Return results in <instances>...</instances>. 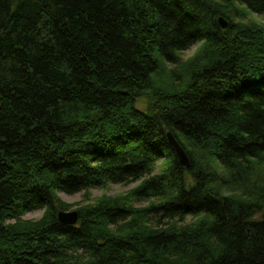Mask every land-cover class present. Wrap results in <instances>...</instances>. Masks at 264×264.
<instances>
[{"label": "trees", "instance_id": "obj_1", "mask_svg": "<svg viewBox=\"0 0 264 264\" xmlns=\"http://www.w3.org/2000/svg\"><path fill=\"white\" fill-rule=\"evenodd\" d=\"M246 12L264 0H0V264H264V26ZM135 183L58 221L60 193Z\"/></svg>", "mask_w": 264, "mask_h": 264}, {"label": "rangeland", "instance_id": "obj_2", "mask_svg": "<svg viewBox=\"0 0 264 264\" xmlns=\"http://www.w3.org/2000/svg\"><path fill=\"white\" fill-rule=\"evenodd\" d=\"M244 22L246 23H259L262 26H264V18L255 15L251 12H246L244 14ZM200 45H196L193 48H191L188 51H185L184 53L181 54V61L185 62L189 59H191L192 57L195 56L196 52L199 50ZM147 107V102L145 100H140L137 104V108L139 110L144 111ZM157 173H159V171H157ZM139 185V183H135V184H131L129 186H125V185H119V184H111L109 185L107 188H97V189H93L91 191H89L88 193H80L77 195H73V196H69V195H65V194H58L59 198L66 204L68 205H72V208L69 210V212L72 211H77L80 207L82 206H86V205H90V204H94L98 199L102 198V197H110V198H114V197H119L122 195H125L127 193H129L130 191H132L133 189H135L137 186ZM149 203H139L136 205V207L138 208H143L148 206ZM44 214V211H35L32 213H29L27 215H25L23 217L24 220L27 221H38L42 218ZM192 221L191 218H189L186 223H190Z\"/></svg>", "mask_w": 264, "mask_h": 264}, {"label": "water", "instance_id": "obj_3", "mask_svg": "<svg viewBox=\"0 0 264 264\" xmlns=\"http://www.w3.org/2000/svg\"><path fill=\"white\" fill-rule=\"evenodd\" d=\"M218 23L223 30H226L229 26V22L226 21L224 18H220L218 20ZM167 138L169 145L174 148L179 164L184 168L188 167L190 165V160L186 152L182 149L180 144L174 138L173 134L168 133ZM205 200L217 211L219 217L222 220H225L227 218L226 209H225L226 202L224 198L217 197L208 193L205 196ZM57 217H58V221L61 224L68 226H75L79 221V214L77 211H72V212L60 211Z\"/></svg>", "mask_w": 264, "mask_h": 264}]
</instances>
